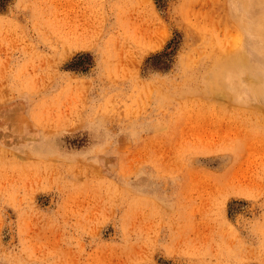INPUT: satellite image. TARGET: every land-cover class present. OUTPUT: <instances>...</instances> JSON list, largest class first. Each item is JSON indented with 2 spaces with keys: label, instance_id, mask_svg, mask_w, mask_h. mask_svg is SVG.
Here are the masks:
<instances>
[{
  "label": "rangeland",
  "instance_id": "rangeland-1",
  "mask_svg": "<svg viewBox=\"0 0 264 264\" xmlns=\"http://www.w3.org/2000/svg\"><path fill=\"white\" fill-rule=\"evenodd\" d=\"M70 1L0 0V264H264V0Z\"/></svg>",
  "mask_w": 264,
  "mask_h": 264
},
{
  "label": "bare ground",
  "instance_id": "bare-ground-1",
  "mask_svg": "<svg viewBox=\"0 0 264 264\" xmlns=\"http://www.w3.org/2000/svg\"><path fill=\"white\" fill-rule=\"evenodd\" d=\"M66 2H67V0H66ZM70 2H72V0L70 1ZM214 3H216V2H214ZM217 5V4H216ZM219 5V4H218ZM217 5V6H218ZM67 6V5H66ZM248 6V5H247ZM264 6V5H263ZM64 8V7H63ZM69 8H70V6H69ZM257 8V7H256ZM255 8V9H256ZM71 9V8H70ZM214 9V8H213ZM217 9H218V7H217ZM236 9V8H235ZM66 10V9H65ZM69 10V9H68ZM72 10H74V9H72ZM206 11H207V9H206ZM244 11V10H243ZM213 13V12H212ZM224 13H226V12H224ZM244 13V12H243ZM66 14H67V11H66ZM220 14V13H219ZM218 14V15H219ZM235 14H237V13H235ZM239 14V13H238ZM209 15V14H208ZM241 15V14H240ZM213 16V15H212ZM243 16V15H242ZM241 16V17H242ZM264 17V16H263ZM263 17H262V19H263ZM224 18V17H223ZM261 18V17H260ZM222 19V18H221ZM239 18H237V20H238ZM241 19V18H240ZM209 20V19H208ZM136 21V20H135ZM262 21H264V20H262ZM214 22V21H213ZM222 22V21H221ZM215 23H217L216 21H215ZM79 26L81 25V24H78ZM85 25V24H84ZM82 26L83 28L85 27V26ZM216 25V24H215ZM91 26V25H90ZM217 26V25H216ZM87 27H88V23H87ZM137 27V26H136ZM258 27V26H257ZM255 25H253V24H248L247 26H246V29L248 30V33H250V34H252V33H257V30H258V28H257ZM81 29V27L79 28V30ZM87 29V28H86ZM85 29V30H86ZM89 29V28H88ZM87 29V30H88ZM93 29V28H92ZM77 30H78V28H77ZM82 31H84V29L83 30H81V32ZM89 31H90V29H89ZM259 31V30H258ZM261 31V30H260ZM78 33V32H77ZM86 33V32H85ZM259 33V32H258ZM261 33V32H260ZM264 32L262 31V34H263ZM80 34V33H79ZM260 40V39H259ZM213 42V41H212ZM127 44V43H126ZM238 50V49H237ZM263 53V52H262ZM229 54V53H228ZM235 54H237V51H236V53ZM227 55V54H226ZM224 57H226V56H224ZM228 57V56H227ZM260 57H262V58H260ZM257 60H255V61H253V62H251L250 64H249V67H251V68H256V67H260V69L262 70V69H264V60H263V58H264V53L262 54V56H260ZM220 59V58H219ZM229 59V58H228ZM262 59V60H261ZM224 60V59H223ZM218 61V60H217ZM224 63V62H223ZM229 67V66H228ZM230 67H232V68H234V66H233V63L232 64H230ZM243 72V71H242ZM260 73V72H259ZM261 74V73H260ZM254 75V74H253ZM255 76V75H254Z\"/></svg>",
  "mask_w": 264,
  "mask_h": 264
}]
</instances>
